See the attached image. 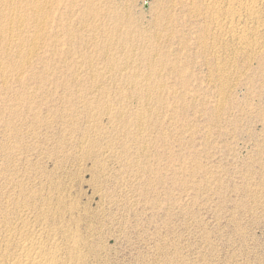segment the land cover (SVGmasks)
Here are the masks:
<instances>
[{"label": "rangeland", "instance_id": "1", "mask_svg": "<svg viewBox=\"0 0 264 264\" xmlns=\"http://www.w3.org/2000/svg\"><path fill=\"white\" fill-rule=\"evenodd\" d=\"M32 1L0 0V207L61 199L92 264H264V18L246 46L173 0Z\"/></svg>", "mask_w": 264, "mask_h": 264}, {"label": "bare ground", "instance_id": "2", "mask_svg": "<svg viewBox=\"0 0 264 264\" xmlns=\"http://www.w3.org/2000/svg\"><path fill=\"white\" fill-rule=\"evenodd\" d=\"M173 1H175L178 4V6L180 7L181 10H186L192 16H195L197 19H199L201 21L200 22V23H202L201 29L203 32L210 33V34L214 33V35L215 34H230V33H233V35H234L236 30H238L237 33L238 32H239L238 34L241 33L240 34L241 38L239 41H241L242 45H246V46H247V44L250 46L251 41L250 40L248 41L247 36H244V35H246V31H248L250 29V27L248 25H246L245 23H249V21H251V20H261L262 18H264V0H173ZM159 2H161V1H158V3ZM167 2H168V0H167ZM32 3H33V1H32ZM176 3H175V5H176ZM173 4H174V2H173ZM33 5L35 7L34 3H33ZM164 8L166 9V6ZM165 12H166V10H165ZM176 12H177V10H176ZM169 14H170V12H169ZM161 15L164 16V14H161ZM112 16H111V18H113ZM116 20H117V18H116ZM157 20L158 19H156V21ZM236 20L240 24L243 21L241 26H239L237 24ZM225 21L230 24L229 28L227 26L225 28V26H224ZM122 24L123 23L121 22V25ZM164 24H165V22H164ZM169 24L172 25L171 22ZM117 27H116V29H117ZM255 27L253 29H255ZM95 28H96V26H95ZM99 28H100V26H99ZM112 28H113V26H112ZM160 28H161V26H160ZM164 28H167V27H164ZM116 29L112 33L111 32L109 33V31H108V34L106 33L107 35H104V36H106L107 39H110L111 36H114L113 33L118 31ZM172 31H174V30H172ZM184 31H185V29H184ZM184 31L182 30V32H184ZM210 34H209V36H210ZM118 35H121V34H118ZM129 36L130 35L128 33H126L125 35H121L120 39L127 41L129 39ZM205 36L208 37L207 34ZM115 37H114V39H115ZM144 37H147V36L145 35ZM207 37H206V39H207ZM184 39L187 40V38H184ZM233 39H235V38L233 37ZM144 40H145V38H144ZM229 40H231V39H229ZM155 42L156 41L154 40V43ZM205 43H203V44H205ZM143 46H144V44H143ZM203 46L206 47V44ZM116 59L117 58H115V60ZM124 59H126V57ZM115 60H114V63H115ZM118 60H119V58H118ZM118 60H116V61H118ZM251 60H253V58H251ZM126 61H127V59H126ZM110 62H112V60ZM251 62L252 61H250V63ZM114 63L112 62V65ZM110 64L108 61V65H110ZM108 68H106V69H108ZM132 73L134 74V72H131V75H132ZM94 74H95V72H94ZM129 74H130V72H129ZM112 75H113V73H112ZM131 75L125 74L124 77H126V76L130 77ZM134 75H136V74H134ZM116 76H118V75L116 74ZM129 77H126V80ZM131 82H130V84H131ZM133 82H134V80H133ZM135 83H136V81H135ZM137 86H139V85H136V87ZM134 89H136V88H134ZM135 92H137V89ZM103 94H104V92H103ZM106 107L104 106V108H106ZM118 113L117 114L113 113V115H111V116L115 117L117 115V117H118V115H119ZM99 116H101V115H99ZM113 119H115V118H113ZM122 119H124V118H122ZM125 119H126V117H125ZM140 119H141V117L138 116L136 118V122L140 123ZM118 120L115 119L114 121H116V123H117ZM94 121H95V119H94ZM111 121L113 122V120H111ZM120 121L122 122V120H120ZM126 121L127 120H125V122ZM125 122L122 123L125 125V126H123V128L127 127ZM128 123H129V121H128ZM139 123H138V125H139ZM117 125H118V127L120 126L119 123ZM130 126L133 127V124H131ZM22 187L23 186L19 187L20 191L22 193H19L20 191H17L19 194L16 193L18 195L15 194L14 197L7 195L4 204H2V207H0V264H92L93 262L91 263L90 259H93L95 256H98V254H96V249L94 250L91 242L88 239L89 238L88 237L89 232L87 233V231L90 227L88 226L89 228L87 230L85 227L84 230H86L87 234L86 233H85L86 235L83 234L80 231L79 225H78L80 220L75 219L73 217L74 222H72V223L66 222V221H68L67 218H69V220H70L69 222L72 221L73 213L70 212L71 208H68V209L65 208L66 203L64 204L63 203L64 201H61V199L60 200L57 199V201H55L56 202L55 204L50 205L49 202H51L52 199L49 200L50 198H48V197L46 200L43 199V201H41L40 203H39V200L37 203H34V200H35V198H34L33 204H32L31 203L32 201H29L31 199L30 198L31 196L30 197H25V196L22 197L23 195L26 194L25 192L27 191L24 187L23 188ZM29 189H30V187H29ZM31 192H32V190H31ZM31 192H29L28 194L33 195V193H31ZM13 193H15V192L13 191L12 194ZM16 196H18V197H16ZM33 196L35 197V195H33ZM39 197H38V199H39ZM28 198H30V199L28 200ZM36 204H38V206ZM14 205L16 206L15 209L13 207ZM10 207H13V209L15 211H13V210L10 211V209H9ZM62 208L65 210L62 211L61 210Z\"/></svg>", "mask_w": 264, "mask_h": 264}]
</instances>
